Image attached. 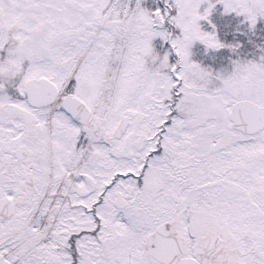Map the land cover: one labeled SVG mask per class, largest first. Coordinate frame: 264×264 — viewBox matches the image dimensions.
Returning <instances> with one entry per match:
<instances>
[{"label":"snow or ice","instance_id":"6c2138e0","mask_svg":"<svg viewBox=\"0 0 264 264\" xmlns=\"http://www.w3.org/2000/svg\"><path fill=\"white\" fill-rule=\"evenodd\" d=\"M0 264H264V0H0Z\"/></svg>","mask_w":264,"mask_h":264}]
</instances>
